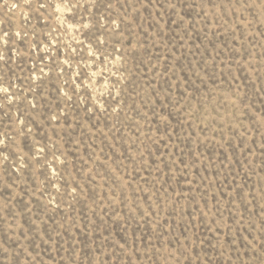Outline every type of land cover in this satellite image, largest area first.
<instances>
[{"label":"rangeland","instance_id":"1","mask_svg":"<svg viewBox=\"0 0 264 264\" xmlns=\"http://www.w3.org/2000/svg\"><path fill=\"white\" fill-rule=\"evenodd\" d=\"M0 264H264V0H0Z\"/></svg>","mask_w":264,"mask_h":264}]
</instances>
